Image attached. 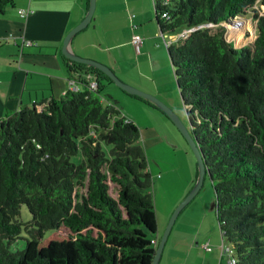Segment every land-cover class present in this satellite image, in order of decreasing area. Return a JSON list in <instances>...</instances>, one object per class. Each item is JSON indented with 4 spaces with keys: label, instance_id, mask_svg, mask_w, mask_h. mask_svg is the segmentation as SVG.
Wrapping results in <instances>:
<instances>
[{
    "label": "trees",
    "instance_id": "trees-1",
    "mask_svg": "<svg viewBox=\"0 0 264 264\" xmlns=\"http://www.w3.org/2000/svg\"><path fill=\"white\" fill-rule=\"evenodd\" d=\"M154 6L161 33L196 28L167 48L178 89L214 187L222 239L236 264H264V0ZM249 16L259 32L239 48L208 27ZM62 57L70 71H92L98 88L86 84L0 120V264H152L157 214L140 128L101 100L103 81L113 82L104 72ZM23 230L30 238L12 251Z\"/></svg>",
    "mask_w": 264,
    "mask_h": 264
},
{
    "label": "crops",
    "instance_id": "crops-1",
    "mask_svg": "<svg viewBox=\"0 0 264 264\" xmlns=\"http://www.w3.org/2000/svg\"><path fill=\"white\" fill-rule=\"evenodd\" d=\"M0 6L2 120L25 106L65 94L72 76L62 57L63 41L86 16L89 0H0ZM24 10L30 12L23 17ZM154 12L150 0H96L92 20L73 37L71 50L108 65L126 83L153 93V86L143 80L148 79L147 53L159 38L155 6ZM134 34L145 38L139 52L132 44ZM23 38L36 45L25 48L19 61L18 44ZM123 115L134 122L132 116Z\"/></svg>",
    "mask_w": 264,
    "mask_h": 264
},
{
    "label": "rangeland",
    "instance_id": "rangeland-1",
    "mask_svg": "<svg viewBox=\"0 0 264 264\" xmlns=\"http://www.w3.org/2000/svg\"><path fill=\"white\" fill-rule=\"evenodd\" d=\"M150 1L154 12V0ZM257 22L254 17H239L235 24L225 23L227 27L222 24H208V27L212 32L223 30L227 42L234 48H239L255 41L258 35ZM157 35L159 38L154 41L153 49L147 53L148 65L144 72L148 79L143 80L145 84L153 86V93L134 87L154 95L190 128L166 45L175 34H161L158 29ZM179 37L181 39V35ZM239 40L241 44H236ZM100 98L105 104H113L123 114L132 116L140 128L141 143L153 177L151 193L157 214V237L160 239L172 213L196 185V155L172 120L143 100L130 96L114 82L103 81ZM81 159L80 154L72 158L76 163ZM30 219L31 215L26 205H23L19 220L26 224ZM26 238H30V234L23 230L21 238L10 247L11 250H22L26 245ZM206 243L209 251L204 247ZM224 243L226 241L222 239L217 220L214 187L209 175H206L198 193L178 215L158 264H230L228 253L223 252ZM168 252L170 257L167 259L165 256Z\"/></svg>",
    "mask_w": 264,
    "mask_h": 264
},
{
    "label": "water",
    "instance_id": "water-1",
    "mask_svg": "<svg viewBox=\"0 0 264 264\" xmlns=\"http://www.w3.org/2000/svg\"><path fill=\"white\" fill-rule=\"evenodd\" d=\"M96 8V0H89V8L87 11L86 16L81 20L80 23H78L74 28H72L67 35L64 38L63 41V46H62V53L63 55L68 58L70 61H74L77 63H82L88 66H92L94 68L99 69L100 71L104 72L118 87H120L122 90L127 92L128 94L131 95H136L139 96L145 100L150 101L153 103L155 106H157L159 109H161L166 116L172 120V122L180 129L182 134L184 135L185 139L187 140L188 144L192 148L194 154L196 155L197 158V163H198V177H197V182L191 193L182 201L180 204L176 207L174 212L172 213V216L170 218L169 224L166 228V231L164 232L163 236L159 239L156 252L153 258L152 264H158L160 257L162 255V252L164 250V247L166 245V242L168 240V237L170 235V232L172 230V227L182 211V209L189 203L193 197L198 193L199 189L201 188L205 176L209 175L208 170L206 169L205 162L202 156V153L198 147V144L191 132V129L185 126L182 121L179 119V117L168 107L166 106L162 101H160L158 98H156L154 95L144 92L136 87H134L131 84L126 83L123 81L117 74L116 72L110 68L108 65H105L97 60H93L90 58H84L81 57L77 54H75L71 50V43L73 37L83 29H85L89 23L91 22L93 18V14L95 12ZM257 30L259 32V28L257 27ZM97 78V76H96Z\"/></svg>",
    "mask_w": 264,
    "mask_h": 264
},
{
    "label": "built area",
    "instance_id": "built-area-1",
    "mask_svg": "<svg viewBox=\"0 0 264 264\" xmlns=\"http://www.w3.org/2000/svg\"><path fill=\"white\" fill-rule=\"evenodd\" d=\"M29 12H30V10L22 11V16L24 17V16L28 15ZM163 16H166V14H164ZM195 29L196 28L186 29V30L181 31L180 33H178L176 35H172L170 37V40L166 43V45L169 47L173 43L178 42L179 40L187 38L189 36V34L192 31H194ZM161 34H165V33H161ZM180 35H181V39H179ZM132 44L134 45L136 51L139 52L141 50V47L144 44V38L140 34H134L133 37H132ZM34 45H36L34 41L26 39V38H23L21 43L18 44V47H19L18 60L20 61V59L23 57L25 48L32 47ZM69 64H71V62ZM71 72H72L71 73L72 77L69 80V86H68L67 91L78 92V91L82 90L86 84H87L89 89L95 90V89L98 88L97 78H96V76L93 73H91L92 71H87V72L81 73V72H78L76 70H73ZM37 110L38 111H43V107L42 106H37ZM126 121L130 122V119L127 118ZM158 241H159L158 238H153L151 240V243L157 247ZM204 247H205L206 250H208V251L210 250V248H209L207 243L204 244ZM223 252H227L228 253L229 263L230 264H236V259L232 255L231 248L228 245H226L225 243H224V246H223Z\"/></svg>",
    "mask_w": 264,
    "mask_h": 264
}]
</instances>
